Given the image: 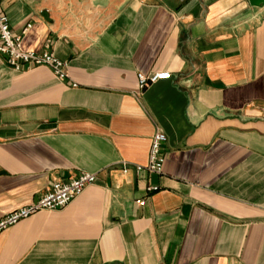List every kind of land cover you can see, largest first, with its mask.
Segmentation results:
<instances>
[{
    "label": "crops",
    "instance_id": "crops-1",
    "mask_svg": "<svg viewBox=\"0 0 264 264\" xmlns=\"http://www.w3.org/2000/svg\"><path fill=\"white\" fill-rule=\"evenodd\" d=\"M260 1L3 0L22 47L67 77L0 54V217L96 180L2 230L0 264H264ZM157 130L161 173L136 171Z\"/></svg>",
    "mask_w": 264,
    "mask_h": 264
},
{
    "label": "built area",
    "instance_id": "built-area-1",
    "mask_svg": "<svg viewBox=\"0 0 264 264\" xmlns=\"http://www.w3.org/2000/svg\"><path fill=\"white\" fill-rule=\"evenodd\" d=\"M2 2L3 0H0V54L5 57L6 63L15 70H21L24 66H47L57 78L65 79L67 74L65 70L66 63L64 61L58 59L53 53L48 51L36 52L22 47V38L19 35L13 34L10 29ZM27 27H29V24ZM170 77L171 74L168 71L152 72L149 74L139 73L138 81L140 88H144L148 84ZM72 85L74 86L75 84L73 83ZM260 118L264 119V107L262 108ZM165 141V133L157 130L151 138L147 164L136 165V171L161 173L165 159L162 150ZM95 180L96 175L94 173L80 172L67 181H54L37 201L15 208L0 217V232L40 210H52L65 206ZM154 189L156 187H148V190ZM142 202L138 200V203L141 204Z\"/></svg>",
    "mask_w": 264,
    "mask_h": 264
},
{
    "label": "water",
    "instance_id": "water-1",
    "mask_svg": "<svg viewBox=\"0 0 264 264\" xmlns=\"http://www.w3.org/2000/svg\"><path fill=\"white\" fill-rule=\"evenodd\" d=\"M251 1H256V0H251ZM260 2H264V0H261ZM260 2H258V3H260ZM255 3H257V2H255Z\"/></svg>",
    "mask_w": 264,
    "mask_h": 264
}]
</instances>
